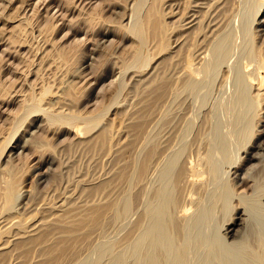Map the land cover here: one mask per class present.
<instances>
[{
  "label": "rangeland",
  "instance_id": "rangeland-1",
  "mask_svg": "<svg viewBox=\"0 0 264 264\" xmlns=\"http://www.w3.org/2000/svg\"><path fill=\"white\" fill-rule=\"evenodd\" d=\"M134 1L0 0V189L12 183L15 195L6 212L24 211L30 189L62 204L54 210L67 226L116 199L117 214L106 207L61 264H149L152 255L162 264H260L264 84L250 76L264 60V0H160L164 45L146 24L153 0L138 10ZM159 78L169 87L142 119ZM103 129L109 138L95 147ZM238 218V234L229 233ZM41 248L28 264L45 260Z\"/></svg>",
  "mask_w": 264,
  "mask_h": 264
},
{
  "label": "bare ground",
  "instance_id": "bare-ground-1",
  "mask_svg": "<svg viewBox=\"0 0 264 264\" xmlns=\"http://www.w3.org/2000/svg\"><path fill=\"white\" fill-rule=\"evenodd\" d=\"M158 1L160 0H153V5L150 7L147 13L148 16L146 18V24L155 36V39L158 44L164 45L163 33L165 30V25L163 21H160L158 19V11L156 9V4L158 3ZM134 2V8L135 10H138L141 0H135ZM216 2H218V0ZM205 3L206 0H199L196 5L202 4V6H204ZM218 5L215 9H213V11H215L216 13H213V15H220L218 11L220 10V8H222V6ZM219 21L220 20L215 22L213 26H216ZM142 30L143 28L139 26L136 28V31H134V33L141 34ZM196 50V54L198 56H201L203 52L200 51V49ZM187 64L189 68H194L192 58L188 59ZM256 69L257 71H254L255 73L250 76V80L258 82L259 86L261 87L264 84V60H262L257 65ZM159 80L160 78L157 79L156 83L153 85V87L147 93L146 97H144L143 99V104L140 109V116L142 117V119L151 111H154V106L158 103L159 100L162 99L166 89L169 87V82H167L166 79H162L160 82ZM101 115H103V111L100 114L89 117V121L96 123L99 119H101ZM141 121H139V124L135 125L134 130L136 134L140 133L141 125L143 123ZM81 130L82 129L80 128H76L77 135L81 133ZM108 138L109 134L107 129H103L96 135V138L93 140L92 145H94L95 147L102 146L106 144ZM153 152L154 150H150L145 159L139 165L138 170L141 174L147 170L148 163L151 156H153ZM253 158L254 154H250L248 155L246 160H253ZM128 173V168L123 167L120 171L119 178H125ZM42 177H44L43 174L38 177L37 183L40 182ZM113 182L114 181L111 179L107 180L102 183V187H106L105 189L109 187L108 189H110L111 186L114 185ZM13 190L14 185L9 182L6 183L4 189H0V264H28L27 262L29 261L27 260V258H29L31 252L37 246L42 247L39 252L40 255L45 256V260L37 264H61V262L65 258L67 249L79 246L82 240L88 235L87 233L97 227L99 223L98 219L104 214L106 207H109V209L114 211V214H117V200L111 198L109 199L107 205H93L89 207L88 211H86V213L88 212L89 214L88 217L84 214V216H72L73 218H71V220L69 221L70 224L68 223L69 225L63 226L59 224L60 217L57 218L58 215L54 210L63 209V205L59 203L51 205L49 202L39 201L36 199L35 196H33V193L30 189H28V200L24 204V211H17L9 214V212H6V207L10 201H13L15 199ZM33 209H37L39 216L29 218L25 211H31ZM76 209H82V206L79 205L76 207ZM128 209L129 201L127 200L125 203V212H127ZM146 217V215H141L140 219L138 218L139 220L135 224V230H140L143 228L144 223L146 221ZM240 223L241 222H239L238 218L234 225L229 228V233L234 231L233 234H238V232H235V228ZM236 231L239 230L237 229ZM225 234L227 235L228 233ZM132 236V234L128 235L126 237V240H131ZM236 241L234 243L232 242L233 244H229L235 245L236 243H240V240L238 242ZM256 260L259 261L260 264H264V256L256 258ZM77 262H75V264H77ZM149 264L162 263L156 255H152L150 257Z\"/></svg>",
  "mask_w": 264,
  "mask_h": 264
}]
</instances>
